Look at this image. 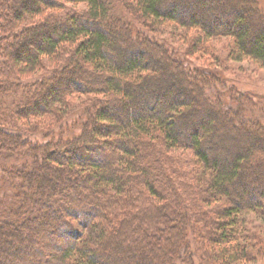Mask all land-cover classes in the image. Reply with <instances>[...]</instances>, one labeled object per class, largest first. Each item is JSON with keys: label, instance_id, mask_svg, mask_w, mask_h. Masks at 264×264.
I'll use <instances>...</instances> for the list:
<instances>
[{"label": "trees", "instance_id": "obj_1", "mask_svg": "<svg viewBox=\"0 0 264 264\" xmlns=\"http://www.w3.org/2000/svg\"><path fill=\"white\" fill-rule=\"evenodd\" d=\"M208 2L0 0V264H264L259 102L190 59L264 61V6Z\"/></svg>", "mask_w": 264, "mask_h": 264}, {"label": "rangeland", "instance_id": "obj_2", "mask_svg": "<svg viewBox=\"0 0 264 264\" xmlns=\"http://www.w3.org/2000/svg\"><path fill=\"white\" fill-rule=\"evenodd\" d=\"M230 1L234 3L236 6H238L239 9L245 11L246 14L248 13L245 0H230ZM262 2L264 6V0H262ZM78 7H79L78 8L79 10H83L84 4H79ZM161 30H165L167 33L171 35L176 33L170 28H162ZM180 31H183V30L179 29V32ZM186 32L189 33L188 39H190V41H188V44H191V39L195 37V34H194L195 32L192 30H187ZM228 45H229L228 38L217 37L211 40V43L206 48L207 50H202V51L196 50L197 51L196 53H191L190 59H193L197 64L205 66V67L206 66L217 67L218 68L217 70H220L221 72H223L222 75L225 78L233 80V83H235V86L251 94L252 99H254L255 101H258L259 107H260L259 110L254 112V115H256L259 119H261L264 122V61L256 60V59L254 60L248 57H245L244 60L242 61L236 60L233 57V55H231ZM30 47L34 49L33 45H31ZM21 48H22V51L26 52V49H27L26 44L21 45ZM172 79H174L173 76H172ZM57 92H59V90ZM193 93L195 94V98L197 99L196 92L194 91ZM36 121H39V120H36ZM6 127L8 128V126ZM4 139L5 138L3 137V134L0 133V140L3 141ZM205 146H208L207 142L205 143ZM254 147L257 149V145H254ZM178 154L180 155L184 154L183 155L184 159L187 158V160H191L192 163L190 164H192V166L190 164L186 165L187 170L191 169L195 172H200L203 169V165L201 163L199 162L195 163L196 159L193 157L191 152H186V153L178 152ZM186 154L189 156V158L186 156ZM259 156H260L259 150L258 149L254 150L253 153L248 156L250 158L248 159V162L249 163L255 162L256 158ZM244 169H243V173H246L247 171H249V169H245V170ZM40 172H41L40 175L44 174V176L48 175V177H52V175H54L51 171H45V172L40 171ZM257 173H258L257 176L264 177L262 172L261 173L257 172ZM248 177H251V174ZM54 179L57 180V178H54ZM18 190H20V188L16 189L15 187H12V185L10 184L5 185L4 177L2 178L0 176V202L6 199L5 198L7 197L6 194L10 195V194L16 193ZM245 215L247 217V219L245 220V224L249 222L250 224L256 225L258 229L264 230V214L263 213L249 212V213H246ZM57 243H61V241L58 240ZM51 247H53V249ZM51 247L50 249H52V252L57 251L56 246L52 245Z\"/></svg>", "mask_w": 264, "mask_h": 264}, {"label": "bare ground", "instance_id": "obj_3", "mask_svg": "<svg viewBox=\"0 0 264 264\" xmlns=\"http://www.w3.org/2000/svg\"><path fill=\"white\" fill-rule=\"evenodd\" d=\"M184 1H189V0H184ZM196 2H200V3H202V1H203V3H202V9H201V7L198 9V12L200 13H202L201 15H203V16H205V17H209V8H208V4H209V2L208 1H210V0H195ZM231 11L232 12H237L238 11V9L236 8V7H233V8H231ZM221 12H222V10H221Z\"/></svg>", "mask_w": 264, "mask_h": 264}]
</instances>
